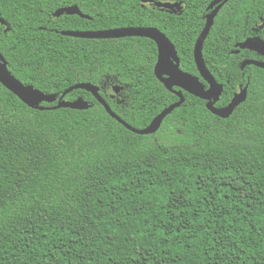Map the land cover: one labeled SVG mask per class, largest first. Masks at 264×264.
Masks as SVG:
<instances>
[{
	"label": "trees",
	"instance_id": "obj_1",
	"mask_svg": "<svg viewBox=\"0 0 264 264\" xmlns=\"http://www.w3.org/2000/svg\"><path fill=\"white\" fill-rule=\"evenodd\" d=\"M177 13L141 0H0V52L25 85L58 97L99 87L111 110L144 129L178 98L154 76L157 48L141 37L81 39L63 31L154 27L199 76L194 44L213 0ZM77 6L90 19L63 14ZM264 0H229L204 41L205 65L247 97L227 119L183 92L152 135H137L77 89L87 110L29 108L0 84V264H264ZM201 80V79H200ZM202 81V80H201ZM114 87L122 89L116 94ZM177 90V89H176Z\"/></svg>",
	"mask_w": 264,
	"mask_h": 264
},
{
	"label": "water",
	"instance_id": "obj_2",
	"mask_svg": "<svg viewBox=\"0 0 264 264\" xmlns=\"http://www.w3.org/2000/svg\"><path fill=\"white\" fill-rule=\"evenodd\" d=\"M143 4L149 3L155 7L165 10L167 12H176L180 10V3L170 2H153L152 0H141ZM229 0H213L208 10H211L206 16L205 26L199 34L194 47L193 58L199 76L192 75L184 72L180 68V59L175 46L166 37L164 33L154 27H122L102 31H63L61 35L81 38V39H119L126 37H141L147 38L153 41L157 48V60L154 66V76L164 86V88L177 96L178 101L161 111L144 129H135L129 126L125 121L118 117L107 104V102L100 96L99 87L89 83H82L72 86L65 90L60 97L55 94H44L43 92L35 89L32 85H25L17 78H15L8 69V64L3 55L0 52V84L16 96L22 103L32 109L45 110L42 103H55L56 105L52 109L69 108L73 110H87L89 103L82 97L75 99L74 101L63 100L64 96L69 92L77 89H82L90 93L95 100L101 104L107 114L115 119L118 123L123 125L129 131L137 135H152L156 133L162 121L173 110L180 107L184 102L183 92H186L194 97H197L205 101L206 109L213 115L227 119L231 116L236 107L244 102L247 97V87L243 88L239 93H236L229 104L225 107L218 108L215 104L219 101L222 93L223 86L219 84L213 75L207 69L202 49L205 39L207 38L211 27L213 26L214 19L220 10V8ZM63 14L77 15L81 18L90 19L87 15L82 14L77 6H71L68 8H62L54 13V17H59ZM0 24L5 25V21L0 16ZM238 53L240 50L247 49L253 51L261 56H264V41L259 37L248 38L242 43L236 45ZM255 66L264 70V62L257 60L245 59L241 63V69L246 66ZM202 81H201V80ZM206 84V86H205ZM122 88L114 87V93H118ZM177 89V90H176Z\"/></svg>",
	"mask_w": 264,
	"mask_h": 264
},
{
	"label": "flooded vegetation",
	"instance_id": "obj_3",
	"mask_svg": "<svg viewBox=\"0 0 264 264\" xmlns=\"http://www.w3.org/2000/svg\"><path fill=\"white\" fill-rule=\"evenodd\" d=\"M178 11H179V10H178ZM172 13H177V11H176V12H172ZM258 55H259V54H258ZM259 56H261V55H259ZM261 57L263 58V60H262V61L264 62V56H261ZM156 60H157V59H156ZM205 86H206V84H205ZM206 87H207V86H206ZM241 90H242V89H241V88H239V89H238V91H237V92H235V93L233 94V96H234L236 93H239ZM232 98H233V97H232ZM232 98H231V99H232ZM230 101H231V100H230ZM228 104H229V103H228ZM223 107H225V106H223ZM218 108H221V107H218Z\"/></svg>",
	"mask_w": 264,
	"mask_h": 264
}]
</instances>
